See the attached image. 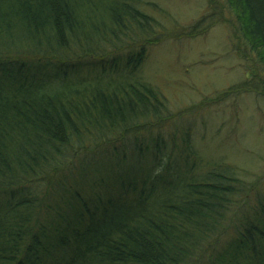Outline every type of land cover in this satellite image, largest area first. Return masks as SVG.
Masks as SVG:
<instances>
[{"label": "trees", "instance_id": "1", "mask_svg": "<svg viewBox=\"0 0 264 264\" xmlns=\"http://www.w3.org/2000/svg\"><path fill=\"white\" fill-rule=\"evenodd\" d=\"M205 1L180 27L152 0H0V264H264L263 182L142 71L222 26L250 78L211 103L264 97V0Z\"/></svg>", "mask_w": 264, "mask_h": 264}, {"label": "rangeland", "instance_id": "2", "mask_svg": "<svg viewBox=\"0 0 264 264\" xmlns=\"http://www.w3.org/2000/svg\"><path fill=\"white\" fill-rule=\"evenodd\" d=\"M152 2L180 27L196 23L206 11L205 0ZM142 71L173 110L201 109L199 116L194 111V139L203 157L234 165L248 183L259 178L264 184V97L243 93L220 103L210 99L250 78L248 67L231 51L227 29L214 26L183 40L168 36L149 50Z\"/></svg>", "mask_w": 264, "mask_h": 264}]
</instances>
